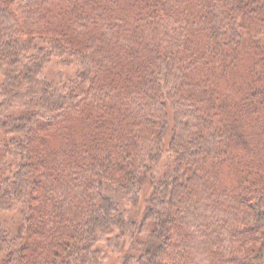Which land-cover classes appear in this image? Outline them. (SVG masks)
Here are the masks:
<instances>
[{"label":"trees","instance_id":"trees-1","mask_svg":"<svg viewBox=\"0 0 264 264\" xmlns=\"http://www.w3.org/2000/svg\"><path fill=\"white\" fill-rule=\"evenodd\" d=\"M0 97V264H264V0H0Z\"/></svg>","mask_w":264,"mask_h":264},{"label":"rangeland","instance_id":"rangeland-1","mask_svg":"<svg viewBox=\"0 0 264 264\" xmlns=\"http://www.w3.org/2000/svg\"><path fill=\"white\" fill-rule=\"evenodd\" d=\"M0 102H1V97H0ZM2 134L3 132L0 129V137L2 136ZM12 221H13V216L11 214L0 212V228L4 226H8L9 224H11ZM100 264H120V253L119 252H109L108 255L105 258H103Z\"/></svg>","mask_w":264,"mask_h":264}]
</instances>
